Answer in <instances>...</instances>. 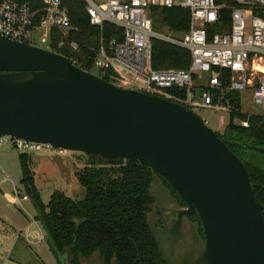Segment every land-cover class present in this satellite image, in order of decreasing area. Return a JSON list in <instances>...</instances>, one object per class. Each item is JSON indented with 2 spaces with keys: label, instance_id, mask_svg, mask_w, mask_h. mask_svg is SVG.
Returning a JSON list of instances; mask_svg holds the SVG:
<instances>
[{
  "label": "water",
  "instance_id": "obj_1",
  "mask_svg": "<svg viewBox=\"0 0 264 264\" xmlns=\"http://www.w3.org/2000/svg\"><path fill=\"white\" fill-rule=\"evenodd\" d=\"M6 136L152 168L187 206L164 229L149 222L166 264H264V209L246 165L179 103L121 88L28 39L0 35V138ZM157 174L151 196L163 214L173 200ZM192 215L204 239L194 225L183 231ZM58 262L71 264L63 253Z\"/></svg>",
  "mask_w": 264,
  "mask_h": 264
},
{
  "label": "built area",
  "instance_id": "obj_2",
  "mask_svg": "<svg viewBox=\"0 0 264 264\" xmlns=\"http://www.w3.org/2000/svg\"><path fill=\"white\" fill-rule=\"evenodd\" d=\"M92 26L101 36L95 48L93 70L98 76L108 74L112 84L124 89L160 96L196 111L214 110L223 113L228 124L248 128L251 116L243 110V96L264 110V0H234L218 4L215 0H82ZM181 8L190 12V28L185 33L155 29L151 8ZM230 11L227 30L222 25V11ZM115 27L116 36L107 40L104 25ZM69 8L62 0H0V35L14 41L29 40L52 48L56 31H71ZM119 31V32H118ZM158 40L189 51L188 69H155L153 41ZM56 47L67 51L75 64L83 50L76 41L61 39ZM42 48V47H40ZM54 52V51H53ZM87 52V50H86ZM88 54V53H87ZM92 73V72H91ZM238 105L240 108H237ZM197 114V113H196ZM264 116V115H263ZM14 150L21 154H73L55 150L49 145L13 138H0V151ZM11 182L14 205L24 210L30 196L20 190L16 179L0 177L2 185ZM24 189V188H23ZM35 221H37L35 217ZM34 222V224H37ZM39 223V222H38ZM28 228L26 237L30 235ZM46 237L42 234L40 241Z\"/></svg>",
  "mask_w": 264,
  "mask_h": 264
},
{
  "label": "trees",
  "instance_id": "obj_3",
  "mask_svg": "<svg viewBox=\"0 0 264 264\" xmlns=\"http://www.w3.org/2000/svg\"><path fill=\"white\" fill-rule=\"evenodd\" d=\"M215 1L220 5L234 2ZM62 2L69 8L74 29L67 38L56 31L51 50L71 59L72 56L56 44L61 39L76 41L83 53L75 64L92 72L93 60L86 49L98 46L101 30L91 25L82 0ZM151 16L155 26L162 24L174 33H185L190 28L188 10L153 7ZM229 21L230 11L223 10L219 29L227 30ZM115 30L114 26L105 24V38L109 40L116 36ZM152 62L155 69H188L191 56L187 50L154 40ZM104 79L112 83L108 74ZM236 116L238 114H233L224 133L217 135L246 165L257 201L264 209V116L247 118L240 115L241 119L248 120V128L234 124ZM87 156L90 166L77 173V179L86 191L85 198L73 200L56 191L49 203L44 204L35 187L31 158L20 155L22 184L33 202L36 219L46 233L54 257L58 261V254L63 253L71 264H84L92 258H97L102 264H166L149 224L151 207L155 204L151 196L153 175L157 173L137 161H106L98 156ZM179 200L181 205H185L181 197ZM191 219L197 221L199 218L196 215Z\"/></svg>",
  "mask_w": 264,
  "mask_h": 264
},
{
  "label": "rangeland",
  "instance_id": "obj_4",
  "mask_svg": "<svg viewBox=\"0 0 264 264\" xmlns=\"http://www.w3.org/2000/svg\"><path fill=\"white\" fill-rule=\"evenodd\" d=\"M156 29L160 31H169L162 24H157ZM62 36L67 38L69 32L60 31ZM178 35V33H176ZM36 45L47 49L38 41ZM95 75L99 74L98 69L92 70ZM243 110L250 115H264V110L251 103L247 94L243 96ZM196 113L204 120L206 125L212 128L216 133L223 134L227 125L221 122L226 117L221 112L214 110H200ZM21 153L14 150L0 151V177L16 179L22 183L23 175L20 163ZM31 158L30 168L34 173L35 187L40 194L44 204H48L52 195L56 192H62L73 200H83L86 191L77 179V173L84 171L89 164V157L81 153L55 155L44 153L27 154ZM24 188V186H23ZM20 186L21 191H25ZM15 193L11 182L2 185L0 192V256L7 259L8 264H59L48 246L46 233L40 223L35 221L36 209L33 202L24 203V210L17 208L13 203ZM156 206L151 207L149 219L155 216ZM193 220V219H192ZM194 221V220H193ZM36 222L37 224H34ZM30 228V235L27 238L26 233ZM44 235L46 239L40 241V236ZM15 244V245H14ZM12 245H14L13 248ZM8 246L7 249L4 248ZM3 258H0L2 262ZM6 258V259H5Z\"/></svg>",
  "mask_w": 264,
  "mask_h": 264
},
{
  "label": "flooded vegetation",
  "instance_id": "obj_5",
  "mask_svg": "<svg viewBox=\"0 0 264 264\" xmlns=\"http://www.w3.org/2000/svg\"><path fill=\"white\" fill-rule=\"evenodd\" d=\"M160 180L162 184L164 185L165 189L170 193V196L172 197L173 201L169 205L166 206V211L163 214H162L161 208L158 206L157 202L155 201L156 212H155V216L152 219H150V221L154 220L155 227L164 229L165 223L168 226H170L172 220L177 218V211L185 209L187 206L186 204L185 205L180 204L179 194L173 189V187L164 178L160 177ZM193 216L195 217L196 215L186 216L184 218L182 229L184 232H188L191 225H194L198 235L202 239H204V233H203L200 218L198 217L199 219L197 221H193L191 219V217Z\"/></svg>",
  "mask_w": 264,
  "mask_h": 264
},
{
  "label": "crops",
  "instance_id": "obj_6",
  "mask_svg": "<svg viewBox=\"0 0 264 264\" xmlns=\"http://www.w3.org/2000/svg\"><path fill=\"white\" fill-rule=\"evenodd\" d=\"M155 29H156V27H155ZM156 30H158V29H156ZM160 31V30H159ZM39 154V153H38ZM1 170V169H0ZM3 244V242H0V246ZM15 245V244H14ZM14 245H12V247L11 248H13L14 247ZM7 247L8 246H5L4 248H6L7 249ZM0 249H3L2 247H0ZM1 251V250H0ZM0 258H3L2 256H0ZM6 259V258H5ZM3 261H5L4 263L2 262V260L0 259V264H8L9 262H7V259L6 260H4V258H3Z\"/></svg>",
  "mask_w": 264,
  "mask_h": 264
}]
</instances>
